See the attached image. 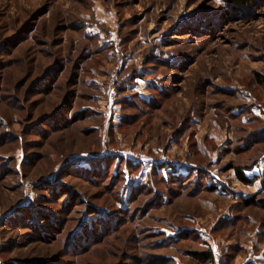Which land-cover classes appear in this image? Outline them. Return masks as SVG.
Instances as JSON below:
<instances>
[{
    "label": "rangeland",
    "instance_id": "1",
    "mask_svg": "<svg viewBox=\"0 0 264 264\" xmlns=\"http://www.w3.org/2000/svg\"><path fill=\"white\" fill-rule=\"evenodd\" d=\"M252 196L264 2L0 0V264H264Z\"/></svg>",
    "mask_w": 264,
    "mask_h": 264
},
{
    "label": "trees",
    "instance_id": "2",
    "mask_svg": "<svg viewBox=\"0 0 264 264\" xmlns=\"http://www.w3.org/2000/svg\"><path fill=\"white\" fill-rule=\"evenodd\" d=\"M225 2L229 6H231L235 10H237V12L241 13V12L249 9L255 3H258V2H261L262 3V2H264V0H225ZM41 85L43 86V83H41ZM54 122H55V120H54ZM228 169H234L235 176H236L237 180H239L241 183H243L245 185H248L251 182L250 179H248L247 177H245V175H244V173H243V171L241 169L232 168V167L231 168H228ZM81 171H83V170H81ZM81 171H80V173H81ZM185 178H186V176H175V175H171L170 178H169V180H167V181L165 180V181L168 182V183L171 181V183H174L175 184L179 180H183ZM161 181L163 182V180H161ZM242 205L244 207H250V206H253V205H257L259 207H263L264 208V202L262 200H256L255 196H252V197H249V198H246V199L242 200ZM97 220L99 222H101L103 232L106 231L109 228V226L111 225L110 224L111 222L108 223V221L106 219H97ZM52 221H54V220H51V222ZM88 232L91 235H93L89 240H91V239L94 240L95 230L93 228H89ZM199 256L202 257L203 260H205V259L208 260V259L211 258V255H210L209 252L202 253Z\"/></svg>",
    "mask_w": 264,
    "mask_h": 264
}]
</instances>
